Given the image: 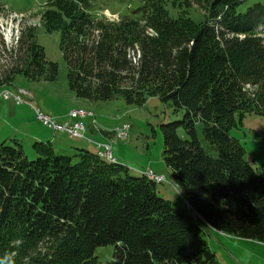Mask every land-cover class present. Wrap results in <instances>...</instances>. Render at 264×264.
<instances>
[{
  "label": "trees",
  "instance_id": "trees-1",
  "mask_svg": "<svg viewBox=\"0 0 264 264\" xmlns=\"http://www.w3.org/2000/svg\"><path fill=\"white\" fill-rule=\"evenodd\" d=\"M245 1L141 0L117 20L97 17L91 0L46 2L44 27L61 32L78 97L136 106L159 97L183 113L161 126L164 160L189 207L88 148L71 156L36 140L30 159L19 140L3 142L0 264H104L96 249L106 245L115 246L106 264H220L209 230L264 243V165L231 134L246 116H264V2L243 11ZM35 37L22 36L19 72L55 80L59 65Z\"/></svg>",
  "mask_w": 264,
  "mask_h": 264
},
{
  "label": "rangeland",
  "instance_id": "rangeland-1",
  "mask_svg": "<svg viewBox=\"0 0 264 264\" xmlns=\"http://www.w3.org/2000/svg\"><path fill=\"white\" fill-rule=\"evenodd\" d=\"M47 1L2 0L12 10L3 9L0 12V83H2L0 86H6L12 92L24 89L33 93L32 98L23 94L26 101L23 104L30 107L34 105L50 114H60L59 119L61 116H66L72 109L79 107L88 109L87 104L88 106L98 105L94 109L95 113L91 110L93 115L96 114L95 118L91 119V124L97 130H101L100 126H108L114 129L125 123L129 124L131 127L129 135H123V130L122 132L116 130L118 133L115 131V134H111L113 155L118 158L120 163L129 166L130 171L135 175H142V171L150 169L163 172L167 181L158 183L159 194L175 202L178 207L188 208L186 199L189 197V190L178 186L180 188L178 191L171 182L172 170L166 164L163 156L165 142L161 126L162 123H168L182 117L183 113H175L173 108L161 101L159 97H150L143 106L130 105L122 98L93 101L78 97L69 86L68 64L61 48V32L59 30L48 32L44 27L43 13ZM91 1V10L97 17L102 16L114 20L121 18L131 10L136 13L137 10L135 9L141 5V0ZM257 2H264V0H246L241 5V10L244 11ZM14 10L26 11V13L15 12ZM192 16L198 19L194 12H192ZM30 30H36L37 37L35 39L45 48L46 57L58 63V76L55 80H47L46 72L42 76L34 75L32 78L23 72H19L23 65L20 57L21 55L24 56L27 50L26 47L21 48L20 46L22 36ZM262 31L264 36V29ZM94 34L97 36L99 32L96 31ZM31 69L33 70L30 75L35 74V69ZM251 89L253 90V88ZM88 110L90 111V109ZM2 118L4 119L3 116ZM5 120L7 119L0 120V144L3 142L12 144L13 140L17 138L6 139L7 137H2L12 131ZM50 130L54 133V130ZM197 131L202 142L209 147V143L203 135V124L197 125ZM179 133L187 137L184 130H180ZM231 134L244 144L247 150L246 159L251 164L257 167L264 165V116L257 114L246 116L244 123L240 127H234ZM19 137L25 138V145L21 141L19 142L24 146L29 158L34 159L33 143L35 141L23 134H20ZM61 141L66 143L68 150H61V147L57 145ZM80 141H85V139L71 137L66 133L60 134L54 145L59 153L71 156L77 152L76 147L88 146L90 149L96 150L93 143L86 142L85 144L82 142L80 144ZM211 153L215 155L216 152L211 150ZM184 190L185 194L182 196ZM206 237L210 241L211 249L216 252L218 261L223 264H233L231 255L223 245L208 234ZM239 243L245 242L241 240ZM238 248L240 250H234L236 256L232 253L235 259L231 256L235 260V264H264L262 251H256L251 246H238ZM114 251V245L100 246L96 249V255L102 263L106 264L113 259Z\"/></svg>",
  "mask_w": 264,
  "mask_h": 264
},
{
  "label": "crops",
  "instance_id": "crops-1",
  "mask_svg": "<svg viewBox=\"0 0 264 264\" xmlns=\"http://www.w3.org/2000/svg\"><path fill=\"white\" fill-rule=\"evenodd\" d=\"M20 92H24L25 96H27L28 98L33 97V93L28 92L24 89L19 90L18 92H15V93H20ZM86 106L88 107V109L92 110L94 113H95L94 109H96L98 107V105L88 106L87 104H86ZM41 111H43V110L41 109ZM43 112H45V111H43ZM45 113L52 115L54 117H57V118H59V115H60V114H56V113H53V114H50L48 112H45ZM2 116L4 117V119H7L5 121H7L8 125L12 128V131L11 132L9 131V134H6V136H2V137H7L6 139L12 138V137L17 138L19 141H21L23 143V145H25L24 144L25 138H20L19 137L20 134H23V135L30 137L33 141L50 140L54 144L56 141H58L60 134H66L65 132H54L53 133L49 128L44 126L43 123L38 119L36 111L32 107L27 106L26 104H16L13 99H9V100L3 99V98L0 99V120H4L2 118ZM61 117H60V119L65 118V116L62 118ZM83 123L86 126L85 135L88 138L92 139L95 142H100V143L112 142L111 141L112 137L110 134L113 130L112 128H109L108 126H106V127L100 126L101 130H97L91 124V118L90 117L83 119ZM82 142L83 143L85 142V144H86V142H88V141H86V140L80 141L79 143L82 144ZM57 145L61 147V150H68V149H66L67 145L65 142L61 141V143H59ZM87 145H88V143H87ZM93 145H95V144L93 143ZM77 148L78 147H76L75 149H77ZM83 148L90 149L88 146L83 147ZM90 150H92V149H90ZM96 150H93V151H96ZM155 172L165 175L163 172H158L156 170H155ZM208 235L210 237L217 239V241H219L223 245L225 250L233 258H234V256L232 255V253H234V250H240L238 248V246H244V247L251 246V248L255 249L256 251H262V253L264 255V243L259 242L257 240L239 238V237L237 238V237L226 235L223 232H220L217 230H209ZM241 240H243V242H245V243H239ZM208 242L210 245L209 240H208ZM210 248H211V246H210ZM234 255L236 256L235 253H234ZM216 256H217V254H216ZM231 256H230V258L232 259V263L235 264V260H234L235 258L233 259ZM220 264H223V263L220 262ZM236 264H239V263H236Z\"/></svg>",
  "mask_w": 264,
  "mask_h": 264
},
{
  "label": "built area",
  "instance_id": "built-area-1",
  "mask_svg": "<svg viewBox=\"0 0 264 264\" xmlns=\"http://www.w3.org/2000/svg\"><path fill=\"white\" fill-rule=\"evenodd\" d=\"M5 99H13L17 104L24 103V98L20 94H15L10 90L4 89L0 92V98ZM38 118L43 122L47 127L55 130V131H65L76 137H84L85 127L83 123L79 120L80 118L86 116H92L93 114L89 112L80 111L75 109V112L69 113V120L58 121L56 118L49 116L39 109H36ZM117 130H123V135H129L130 125L125 124L123 127H118ZM99 151L105 152L108 157L116 160V158L112 154L111 145L109 144H101L99 145ZM147 173L150 175V178L157 182L167 181L165 176L156 174L152 170H148Z\"/></svg>",
  "mask_w": 264,
  "mask_h": 264
},
{
  "label": "bare ground",
  "instance_id": "bare-ground-1",
  "mask_svg": "<svg viewBox=\"0 0 264 264\" xmlns=\"http://www.w3.org/2000/svg\"><path fill=\"white\" fill-rule=\"evenodd\" d=\"M14 15H15V14H14ZM78 110H80V111H84V112H89V113L92 114L91 111H88V110L83 109V108H79ZM71 112H75V109L72 110ZM118 131H119V130H118ZM116 132H117V131H116ZM121 132H122V130H121ZM117 133H118V132H117ZM121 136H122V135H121ZM122 137H123V136H122ZM98 154H99L101 157L106 158V159L109 160L110 162H115V161H116V160L111 159L110 157H108V155H107L105 152L98 151ZM145 174H146L148 177H150V175L147 173V171H145Z\"/></svg>",
  "mask_w": 264,
  "mask_h": 264
},
{
  "label": "water",
  "instance_id": "water-1",
  "mask_svg": "<svg viewBox=\"0 0 264 264\" xmlns=\"http://www.w3.org/2000/svg\"><path fill=\"white\" fill-rule=\"evenodd\" d=\"M196 216H198V215H196Z\"/></svg>",
  "mask_w": 264,
  "mask_h": 264
}]
</instances>
